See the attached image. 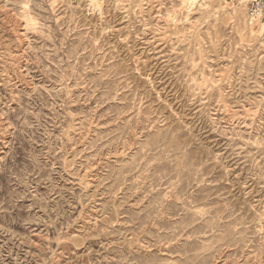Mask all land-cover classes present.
Returning a JSON list of instances; mask_svg holds the SVG:
<instances>
[{"label": "rangeland", "instance_id": "374dc122", "mask_svg": "<svg viewBox=\"0 0 264 264\" xmlns=\"http://www.w3.org/2000/svg\"><path fill=\"white\" fill-rule=\"evenodd\" d=\"M226 2L0 0V264H264V46Z\"/></svg>", "mask_w": 264, "mask_h": 264}, {"label": "built area", "instance_id": "2783aa9c", "mask_svg": "<svg viewBox=\"0 0 264 264\" xmlns=\"http://www.w3.org/2000/svg\"><path fill=\"white\" fill-rule=\"evenodd\" d=\"M243 9L248 22L259 30L261 42L264 46V0H226Z\"/></svg>", "mask_w": 264, "mask_h": 264}, {"label": "bare ground", "instance_id": "6f19581e", "mask_svg": "<svg viewBox=\"0 0 264 264\" xmlns=\"http://www.w3.org/2000/svg\"><path fill=\"white\" fill-rule=\"evenodd\" d=\"M227 3V6L229 7V8H231V9H236L237 10V6H235L233 3H228V2H226ZM252 31V33H253V28L251 29ZM259 31V30H258ZM260 33V32H259Z\"/></svg>", "mask_w": 264, "mask_h": 264}]
</instances>
